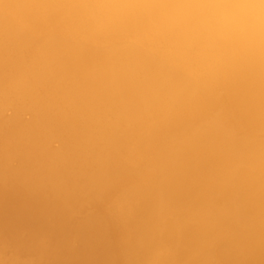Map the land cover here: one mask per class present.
<instances>
[{
  "label": "bare ground",
  "instance_id": "6f19581e",
  "mask_svg": "<svg viewBox=\"0 0 264 264\" xmlns=\"http://www.w3.org/2000/svg\"><path fill=\"white\" fill-rule=\"evenodd\" d=\"M0 264H264V0H0Z\"/></svg>",
  "mask_w": 264,
  "mask_h": 264
}]
</instances>
